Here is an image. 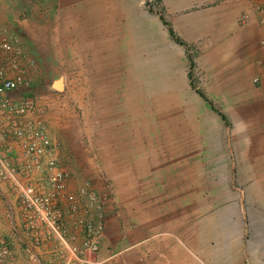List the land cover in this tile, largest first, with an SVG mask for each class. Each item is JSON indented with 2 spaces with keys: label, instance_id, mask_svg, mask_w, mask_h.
Masks as SVG:
<instances>
[{
  "label": "crops",
  "instance_id": "1",
  "mask_svg": "<svg viewBox=\"0 0 264 264\" xmlns=\"http://www.w3.org/2000/svg\"><path fill=\"white\" fill-rule=\"evenodd\" d=\"M9 2L8 22L0 30L18 36L24 51L52 45L61 52L126 20L132 34L125 72L129 81L137 43L133 37L146 18L150 68L172 66L171 59L186 62L182 52L189 47L201 69V84H210L196 96L204 109L216 112L211 120L219 135L197 141V147L211 150L197 154L196 163L210 164L211 170L173 175L179 181L165 186L161 211L150 213L156 201L137 194L131 221L106 203L97 253L103 264H264V46L259 23L264 0H153L146 6L143 0ZM244 12L249 22L241 26ZM32 37H40L37 47ZM104 42L100 47L107 46ZM170 52L179 57H169ZM253 76L261 79L257 87ZM209 100L227 101L228 113L213 110ZM193 179L196 183H189ZM75 184L72 178L68 188L76 190ZM2 189L4 201L19 213L15 196ZM8 236L7 210L0 205V237ZM12 251L14 258L2 264H63L52 243H16Z\"/></svg>",
  "mask_w": 264,
  "mask_h": 264
},
{
  "label": "rangeland",
  "instance_id": "2",
  "mask_svg": "<svg viewBox=\"0 0 264 264\" xmlns=\"http://www.w3.org/2000/svg\"><path fill=\"white\" fill-rule=\"evenodd\" d=\"M151 1L143 0L142 5ZM9 3L0 0V26L8 22ZM141 23L142 31L133 37L137 43L129 81L125 72L131 62L132 34H128L126 20L124 26H108L100 37H84L87 44L66 46L61 52L52 45L29 48L25 52L35 65H23L32 77L30 91L44 109L58 161L76 184L87 178L105 206L110 203L111 210L120 209L129 221L137 194L156 201L150 213L156 208L161 211L165 186L179 181L172 180L173 175H193L200 168L208 173L212 165L197 164L196 159L197 154L211 149L197 147V141L219 135L211 120L216 112L204 109L196 96L210 84H201L194 50L185 47L186 62L171 59L172 66L151 69L146 18ZM38 38L32 37L34 47ZM101 41H107V46L100 47ZM172 55L179 57L170 52L169 57ZM260 82V78L252 80V86ZM208 102L213 110L228 113L227 101ZM194 179L189 183L195 184ZM2 186L0 205L6 209ZM117 252L112 253L113 258Z\"/></svg>",
  "mask_w": 264,
  "mask_h": 264
},
{
  "label": "built area",
  "instance_id": "3",
  "mask_svg": "<svg viewBox=\"0 0 264 264\" xmlns=\"http://www.w3.org/2000/svg\"><path fill=\"white\" fill-rule=\"evenodd\" d=\"M248 22L249 15L242 13L239 24ZM259 23L264 46V16ZM24 64L30 67L35 61L19 37L0 30V186L15 196L20 208L15 214L6 202L10 236L0 237V263L14 258L16 243H52L63 264H103L97 253L107 214L104 201L87 178L76 190L68 188L73 177L56 158L57 145L44 109L30 91L33 81Z\"/></svg>",
  "mask_w": 264,
  "mask_h": 264
}]
</instances>
